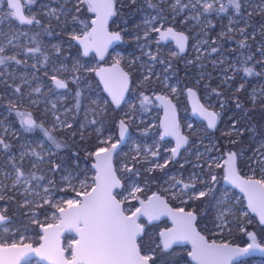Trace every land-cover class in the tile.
I'll list each match as a JSON object with an SVG mask.
<instances>
[{"label": "snow or ice", "instance_id": "snow-or-ice-1", "mask_svg": "<svg viewBox=\"0 0 264 264\" xmlns=\"http://www.w3.org/2000/svg\"><path fill=\"white\" fill-rule=\"evenodd\" d=\"M35 3V0H0V5H4V9H0V65L7 69L10 63L15 65H24L28 67L27 58H36L35 54L40 53L43 57V63H48L49 56L42 52L39 45L29 47L19 43L21 36H26L27 33L19 31L15 26L19 25H39L41 21L35 15L25 14L28 4ZM117 0H74L71 9L62 7L50 9L46 14L55 17L60 21L61 15H71L73 24L79 22L83 25L79 34L75 30L69 31L70 41H76L83 48V55L88 56L90 52L95 54L102 60L108 52L109 46L114 41L122 39L120 32L109 31V19L115 16ZM130 3H135V0H130ZM149 7L158 8L157 15L151 19H146L144 24L146 30L143 33L145 41L150 40V33L158 34V39L155 41L157 45L161 41L169 39L175 42L179 52L183 53L188 44L189 37L182 31H177L176 28L165 26L162 23L165 19V6L170 13L173 21H176L180 13L186 10L194 13L193 16H185L183 21L178 23L190 22L192 19H199L205 13L216 11L223 13L228 10L227 6L219 3V0H160V4L152 3L148 0ZM219 3V7L216 5ZM237 14L243 15L242 0H228ZM86 7V11L94 14L90 21L79 20L78 15L73 13H81V8ZM261 15H264V6L260 8ZM250 18L252 12H248ZM7 22L8 28L5 30L3 25ZM67 22V21H65ZM231 24V22H230ZM247 24V21H245ZM233 29L229 27L228 32ZM238 31L245 39L238 41L240 47L247 48V40L249 38L246 27L239 28ZM225 35V33H221ZM260 35L264 37V24L260 26ZM256 33L253 32L251 37L255 39ZM137 40L140 37H136ZM204 43H207L206 41ZM57 52L59 47L53 46ZM197 52L200 49L193 45ZM217 48L212 47L211 52H216ZM262 59L257 63L264 64V43L257 49ZM151 61H157L159 56L153 53L150 49L144 53ZM177 53L173 52L172 56ZM23 57V58H21ZM252 55H247L244 58L242 68L230 66L234 72L243 71L246 75H260L254 73L252 67L246 66L249 61H253ZM164 63V61H159ZM188 63H191L189 61ZM171 67V64H169ZM32 69H37V64L31 65ZM71 71L72 75H65ZM95 72L100 77V82L103 84V91L111 98V104L119 108L122 103H127L125 94L129 92V86L132 83L131 74L121 67V58L117 57L109 67H101L98 69L88 68L81 65L79 61L73 63L71 70L64 64L60 67H53L51 75L49 70H44V77L47 80L46 87L48 94H52L55 90L69 89V79L71 82L79 85L81 76L75 73ZM153 75L151 70L144 76V81L148 80ZM29 73H24L18 77L19 83H15L17 77L6 71H0V78H9L13 80L11 85L6 83L5 79H0V84L4 85V94L9 98L8 110L15 111L19 117V123L26 130L33 128H44L43 123H37L32 111L21 110V106L25 103L29 106L36 105L39 100L32 99L34 94H41V86H32V81L37 77L32 74L29 78ZM230 77H225L222 83H227ZM143 84V81H141ZM25 86L28 91H25ZM244 85L241 84L235 91L239 93ZM10 89V91H9ZM177 89L171 88V92L175 93ZM217 96L222 93L217 92ZM264 93V89H261ZM190 97H195L196 93L192 88L187 89ZM140 96V105L142 108L150 103V97L142 92ZM4 95H0L3 99ZM164 105L165 119L161 122L163 133L161 139L165 136L175 138V147L170 149V156L163 159V163L159 160L151 158L159 157L160 153L156 150L144 149L146 154L141 159V149L139 146L135 149L136 155L129 160L123 162L117 167L113 163L114 154L118 156L117 149L124 141L128 133L129 123L132 119L130 113H125L124 117L117 122L118 139L113 142L111 135L98 139V144L95 151L89 153L94 158L92 169L94 174L87 175L88 169L83 173L73 175L75 168L68 170L63 162L56 161V152L54 149L64 147L62 143L57 141L53 132L44 129L47 141L51 147H48L44 152V145H38L40 151L36 149H27L20 153L17 158L12 154L13 145L8 141L9 128H0V148L4 150L0 153L6 160V163L0 165V168H9L10 171L3 173V180H0V201L5 203L0 206V264H29L27 257L30 253H35L43 260H47L50 264H156L157 257L154 255L157 249L167 251L174 244L190 243L191 251L188 256L191 257L195 264H232V261L237 256L249 252L250 249L264 248L257 243V237L252 232H247V236L252 243L247 247H233L227 240L217 242L215 239H210L203 235L197 229L198 215L201 211V206L207 204L215 210L214 219L211 221L212 227L221 232L228 231L231 234V226L235 223L241 232L245 228L239 223L241 215L248 216L249 211L255 213L259 217L260 224L264 225V144H261L253 151V155L246 159H241L244 153L233 150L238 143V140L231 139L233 135H240L243 129L237 127V121H233V128L229 132L223 133L222 137H228L223 148L220 145L214 144L206 152L216 151L220 153L219 157L205 156L197 153V159L200 163L194 165L198 168V172L191 173L186 179L172 176L169 178L168 187L164 188V195L153 192L147 199H141L144 189L140 186L142 180L147 186L149 179L144 177V174H151L159 169L164 171L170 162H175V158L180 154V149L189 143V137L183 135L180 131V125L176 119L175 105L167 96H156ZM72 108L64 107V119H61L56 113L59 111L57 104L52 103L50 111L52 112V129L57 125L62 128L71 129L72 124L67 117L78 114L82 108V93L77 87L73 92ZM253 104L259 102L264 106V95H261L257 101L255 90L250 97ZM107 99L100 101L89 100V107L85 108V119L88 120L89 110L93 115L97 114V110L101 105H108ZM236 108L243 109V104L239 100L236 103ZM223 108V104H221ZM135 106H133L134 110ZM193 112L198 113L207 121L208 129H216L220 114L216 111H210L203 104L195 103ZM47 115V112L45 113ZM90 124H96L95 119L88 120ZM85 127V125H81ZM189 128L192 125L188 126ZM100 133V129H97ZM27 158V159H26ZM34 158V159H32ZM222 161V163H221ZM46 165V171L40 169V165ZM144 164H148L147 168H143ZM139 166V167H138ZM78 167V164L75 166ZM183 167V166H181ZM243 167H247L246 174L241 175ZM143 168V172L141 171ZM217 169L223 170L222 179L229 185L233 186L243 194V199L246 200L247 210L241 213L243 203L239 206L232 203L236 199L235 195H229V190L226 188L221 192L217 187L219 180L216 173ZM43 172L37 175L36 171ZM57 172H65L61 176L60 186L55 179L50 178L49 174ZM120 173L128 174L122 177ZM81 174L84 178L81 179ZM137 178H140L138 180ZM5 181H7L5 183ZM35 181V183H33ZM40 181H45L41 184ZM76 181V182H74ZM122 189V191H117ZM12 193V195H8ZM126 193V194H125ZM138 201L139 207H126L129 201ZM179 201L182 206L171 207L169 201ZM15 203L19 209H27V212H21V215L26 216L28 224H23L22 221L15 220V213L9 214L12 210L10 205ZM183 205H188L186 208ZM44 216V220L39 217ZM161 216H167L171 219L172 226L165 228L159 232L157 240L154 241L148 234L145 223H142V218H145L147 224L152 221L159 220ZM29 225L35 226L39 230V247L34 248L31 243H26V237L21 234V228L25 232L29 230ZM211 232L212 229H207ZM65 232L75 233L72 239L66 246L62 245L61 237ZM147 237V239H144ZM155 243V248L152 244Z\"/></svg>", "mask_w": 264, "mask_h": 264}, {"label": "flooded vegetation", "instance_id": "flooded-vegetation-1", "mask_svg": "<svg viewBox=\"0 0 264 264\" xmlns=\"http://www.w3.org/2000/svg\"><path fill=\"white\" fill-rule=\"evenodd\" d=\"M119 1L120 0H117L116 5L117 14L113 16L112 21L109 24V30L112 32H120L122 39L108 50L102 60L98 58L95 53H89L88 56H84L81 52V49L77 45L75 47L77 49L73 52V46L69 44V35L63 32V28L57 29L55 27L57 23V20L55 19L47 18L41 13H32V15H35L36 18L41 21L39 25H19L18 22L16 23L15 26L19 31L27 33L26 36L20 37L19 43L27 45L29 47H35L39 45L42 52L47 53L49 56V61L46 64L43 63V57L40 55L36 58H27L28 67H25L24 65H15L14 62L10 63L9 65V67H13L15 70L13 73L17 77L15 83H19L18 77L24 73H29V78H31L32 74L37 77V79L33 80L32 82H34L35 84L40 83V86L42 87V93L38 94V97L41 98L40 103L42 104L38 102L34 106H29L27 104L26 98L25 103L21 106V110L26 109L32 111L35 118L37 119V123L39 124L42 122L44 128L42 129L37 127L33 128L32 130H26L20 125L19 117H17L15 111L8 110V96L4 94L3 84H0V95H4V98L0 99V128H7L8 119L15 124L14 131L16 134V138L13 139L10 137L8 142L13 145L12 153L15 152L17 154V157H19L21 152L27 149H36L37 151H40V148L37 147L38 145H44L45 148L42 154L46 153L48 147H51V145L50 142L47 141L44 129L52 131L53 135L57 137L55 129H52V112L50 111V99H54L56 93L61 92L64 94L63 105L68 108H72L74 103L73 92L77 88L75 87V84L71 82V79H69L68 90L60 89L55 90V92H53L52 94H48V88L46 87L47 80L44 77V70L48 69L49 75H51V69L54 66L56 67V49L53 46H55L56 43L59 42L58 46L60 49V53L58 60L62 61L69 70H71L72 67V58H77L81 62V65H85L88 68L98 69L101 67H109L114 62V59L119 57L121 58V67H123L125 71H129L131 74L132 83L129 86V92L125 94V100L127 101V103H122L119 108H115L111 104L108 96H106V94L104 93L103 87L99 79L97 78L96 73L81 71L80 73L75 75L81 76L78 87L82 93V108L78 114H74L75 119H72L73 114H69L68 119L73 124L70 130H72L74 125H76L81 120V113L83 109L89 107V100L100 101L102 99H107L109 101V104L101 105L100 107L101 109H103L102 111L98 109L96 115H93L91 111L88 113L89 120L95 119L97 123L90 124V126L88 125L85 129V133H87V135L98 144V139L102 138V134L98 137L94 134L92 128L96 125L102 126V130L103 127H107L106 131L107 133L112 132L114 142L116 139H118V128L116 126V131L113 132V129L108 120V115L113 113V115L118 114L124 117L125 113H130L132 119L129 123L126 140L118 150V156L114 154V165H116L117 167L119 166V161L121 160L119 153H121L130 143L134 145L135 142H137L136 145L139 146L142 152H144V149L152 150L154 148L160 153V156L151 159H158L160 163H163V159L170 156V149L174 147V142L170 139H161L160 118L164 111V105L160 100L156 99V96H167L175 105L176 115L179 119L180 131L183 135L189 137V143L180 151V154L176 157L175 162H170V164L164 171L157 169L159 172H162V178L159 180V182H157L156 180L151 181L148 176L149 174L145 177L146 179H149V183L147 186H145L143 182H140V186L144 189L143 192H157L161 195H164L165 193L163 190L164 188L168 187L170 177L176 176L177 178H183V176H187L190 171L191 173L195 172V170L197 172L199 171L198 168L194 167V165L200 163V161L197 159V153H201L203 155L205 154L202 150L205 142L202 140L200 128H203L208 134L212 135L216 144L220 145L221 148L223 147L222 144H220V140L214 133V131L218 127L221 128V123L219 125V122L221 120L220 116L217 122V128L213 131H210L204 122L193 118L187 100V89L192 88L196 93L198 99L203 103L205 107L209 108L210 111L219 112V107H210L204 99L200 90L201 84L203 83L200 82L199 75L200 62L203 63V60H201L200 57L201 49L202 47L203 49L205 48L204 50L207 52L208 56H211V54H213V52H211V48L216 46L214 39L217 36L218 31H221L217 26V20L223 18L217 19L214 17V13L211 12L203 14L204 16H200L198 20L192 19L190 22L178 23L179 21H183L186 15L188 16L189 11L186 10L184 13H180L177 16L176 21H173L170 13L166 10L165 7V19L162 23H164L165 26L176 28L177 31L184 32L185 35L189 37V41L186 45L185 51L182 54H179L172 42L165 44L160 42V44L157 45L155 41L158 39V34L156 33H150V40L145 41L144 39L143 33L146 30L144 21L146 20V18H144V16L142 15L148 13L149 10L158 11V8H152L149 6L147 7L145 5L146 0H135L134 4L130 3L129 0L127 3L124 2L125 0H121L123 1L122 3L126 5V7H120ZM152 3L158 4L156 1H152ZM4 8V5H0V9ZM249 12H252V16L250 18L247 16V14H245V12H243V15H239L245 18V20H247L248 17L249 23H251L250 21L253 20V11L251 9V5ZM25 14L28 15L29 11L26 10ZM193 15L194 13L191 12V16ZM114 22L116 24H114ZM259 24H262V15L260 11L257 15V25L259 26ZM3 27L5 28V30H7V22H5ZM251 30H253L251 26L249 29H246L248 33H250ZM57 33L58 39H56ZM62 34H64V37ZM135 36H139L140 39H135ZM59 37L61 39H59ZM259 37L261 38V36ZM229 39L230 37H227L225 39L227 43L229 42ZM205 41L207 43H204ZM193 45H196L200 49V51L197 52ZM151 48H155L154 53H157L159 56V59L157 61H151L148 56L142 54ZM173 52H176L177 55L172 56ZM167 53H170V55ZM137 54L139 55L138 59H136ZM159 61H164V63H160ZM189 61H191V63H188ZM257 61L258 60H256V63L254 64L256 67H259V63H257ZM32 64H37V69H32ZM169 64H171V67H169ZM166 67L170 74L169 77H165ZM175 67L177 68L176 70ZM150 69L153 75H151L148 80L144 81V76L148 74V70ZM0 71H4L3 65H0ZM65 75L69 76L70 78L72 73L71 71H69L65 73ZM0 79H5L6 83L9 85L13 83V80L9 78ZM141 81H143V84H141ZM208 84L209 82L207 83V85ZM172 87H175L177 89L175 93L171 92ZM28 90V87L25 86V91ZM141 92L144 95L149 96L151 101L144 108H142L140 105L139 94ZM35 98L36 96L32 97V99ZM133 106H135L134 110ZM46 112L47 115H45ZM114 125H117L116 122H114ZM189 125H192V127L189 128ZM70 130L61 131L59 133L60 135H69L71 133ZM221 141H225V137H223ZM53 151L56 152L54 148ZM3 152L4 150L0 148V153ZM218 154V152L214 151V153H209V156L216 155V157H219ZM134 155L136 154H132V156ZM205 158L207 157L205 156ZM141 159H143L142 156ZM5 162L6 160L4 159V157L0 156V165L5 164ZM143 166L144 168H147L149 165L144 164ZM245 169H247V167H243L241 175H244ZM216 173L219 180L217 187L221 190V192H223V190L226 188L229 190V192H239L231 188L222 179V169H217ZM154 184L157 185L159 191H155V189L153 188ZM225 185L227 187H225ZM152 193L148 196H151ZM240 195L242 194L240 193ZM169 203L171 207L182 206L179 201L170 200ZM183 206L186 207V205Z\"/></svg>", "mask_w": 264, "mask_h": 264}, {"label": "rangeland", "instance_id": "rangeland-1", "mask_svg": "<svg viewBox=\"0 0 264 264\" xmlns=\"http://www.w3.org/2000/svg\"><path fill=\"white\" fill-rule=\"evenodd\" d=\"M152 1H156L158 4H160V0H152ZM35 2H36V3H34L35 5L34 4H28L27 5L26 10L29 11V13H31V14L32 13H41L44 16H46L47 18L55 19V17L49 16L46 13L50 9H57L59 11L62 7H66L68 9H71V4L74 3V0H35ZM119 2H120V4H119L120 7H126V5L122 3L123 1L120 0ZM129 2H130V0H129ZM183 2H187V0H183ZM145 3H146L145 5L148 7L149 6L148 0H146ZM219 3L225 4L230 11H226L223 13H217L216 11L212 12V13H214L215 18H217V19L223 18V19L217 20V22H218L217 26L219 27V29L221 31H218L217 36L214 39V42L216 45L215 48H217L216 52H213V54H211V56H208L207 52L204 50L205 48L203 49V47H202V49H201L200 57H201V60H203V63L200 62L199 80L201 83H203V84H201V88H202L201 93H202L204 99L206 100L207 104L210 107L215 106V108H218V107L222 108L221 104H223V109L229 110L228 111L229 113L226 115V117L228 119H230V121L229 122L224 121L220 125L221 126V134H223V133H226V132H229L230 130H232L233 121L240 120V118L234 119L233 114L236 112V106H235L236 104L234 105V107H228L230 100L231 101L233 100L236 102L239 100L240 102H242L243 105L248 104L249 107L260 106L263 109L262 112H264V106H261V104L259 102H257L256 104H253L250 101V97L252 96L254 90H255V95H256L257 101H259L261 95H264V93L261 92V89H264V69H263L264 65L259 63V69H258L254 64V63H256L255 62L256 60L260 61L262 59L259 52L257 51V49L259 47H261V45H262L261 43L257 44L258 46L255 47V49L252 53L249 50V46L247 48H243V50H244L243 51L244 52L243 58H242L241 54H240L241 56L239 57V54L232 53L231 51H229V52L226 51V48L230 49L232 47V43L230 41L227 43V41L225 39L227 37H229L230 33H233L235 31L237 32L238 36L240 35L239 36L240 40L245 39V37L243 35H241V33L238 31V29L247 27L248 22H247V24H245V21H247V20H245V18H243L241 15H239L235 12V9L231 5L228 4V0H219ZM219 3H217V5H216L217 8L219 7ZM247 3H249V5H251L252 11H254L256 9H258L260 11V8L262 6H264V0H247ZM141 7H142V5H141ZM82 8H84V7H82ZM166 10H167V7H166ZM243 10H245L244 7H243ZM156 15H157V11L149 10L148 13H145L142 16H144V18H146V19H151L152 17H154ZM188 16L191 17L190 11H189ZM203 16L204 15H202L201 17H203ZM79 20L86 21V19L85 20L79 19ZM65 21H67V22H65ZM88 21H90V19ZM58 22H60L61 24ZM219 22H221V23H219ZM230 22H231V24H230ZM57 23L59 24L58 28H63V32H65V34H68L69 31H73V30H75L77 32V34H79L80 30L83 28V25L79 24V22L73 24L72 19H71V15H68V16L61 15L60 21H57ZM114 24H116V23L114 22ZM260 26H261V24H259V28H257L256 30H251L250 33H248L249 38H252L251 34L253 32H255V33L260 32ZM229 27H231L233 29V31L230 33L228 32ZM221 33H225V35H221ZM134 38L136 39V36ZM59 39H61V38L59 37ZM73 43H74L73 41H70L69 44L72 45ZM58 45H59V42H57L55 46L59 47ZM150 50L154 53L155 48H151ZM59 53H60V51L59 52L55 51V55H56V59H57V64H56L57 68L60 67L61 64H63L62 61L58 60ZM247 55H252L254 57V59H253V61H249L246 66L252 67L254 69V73H260V75L254 74V75L248 76L243 71L234 72L231 70L230 66H235L236 68H242L243 66H245L243 64V61ZM257 55H258V58H257ZM37 56H40V53H37L36 57ZM138 58H139V55L137 54L136 59H138ZM76 61H79V60L77 58H72V60H71L72 65ZM79 63L81 64L80 61H79ZM4 71L14 73L15 70L13 67L12 68L9 67L7 69L4 68ZM75 74H78V73H75ZM166 76L167 77L170 76V74L167 70V67H166L165 77ZM225 77H230L231 79H228L227 83H222V81L225 80ZM208 82L209 83L211 82L210 87H208V85H207ZM241 84L244 85V88L241 89V91L239 93H237L235 90L237 88H239ZM32 86L33 87L40 86V83L35 84L34 82H32ZM213 89H216L217 92L222 93V95L217 96L216 92L212 91ZM9 91H10V89H9ZM35 96H36L35 99L38 98L39 103H40L41 98L38 97V94L33 95V97H35ZM63 100H64V94L61 92L56 93L54 99H50V106L52 103L57 104L59 111L56 113V115H59L61 117V119L65 118L64 107H66V106L63 105V103H64ZM40 104H42V103H40ZM247 110H248V108L247 109L245 108L244 113L247 112ZM89 112H90V110H89ZM88 117H89V115H88ZM92 118H93V116H92ZM67 119H68V117H67ZM88 120H89V118H88ZM88 120L85 119V111L83 109V111L81 113V120L76 125H74L72 130L67 129V128H62L59 125H57V127L55 128V131H56V133H59L61 131H69L70 130L74 134H76V140L77 141H84L86 138L89 137L87 135V133H85L86 127L88 125L90 126V123H88ZM118 121H119V119L115 120L116 124ZM69 122H70V120H69ZM240 122H242V121L240 120ZM82 124L85 125V127L82 128L81 127ZM14 125L15 124L11 120L8 119L7 128L10 129L9 137H11L13 139L16 138V134L14 131ZM261 126L264 129V119L261 123ZM237 127L243 129V131H250L253 129V127L251 125L244 126V125H241L238 123H237ZM106 128L103 127V130H102V126L96 125L95 127L92 128V130H93L94 134L97 135L98 137L102 134L101 139H103L104 137H107L109 135H111L113 137L112 132L107 133ZM97 129H100V133L97 132ZM261 135L262 134L259 135L258 131H255V130L252 131L251 136L255 138V146H254L253 151L256 148H258L261 144H264V136L261 137ZM234 136L235 137H230V138L235 139V138H238L239 135H234ZM56 139H57V137H56ZM227 139H228V137H225V141H227ZM136 143L137 142H135L134 145L130 143L121 153H119V156L121 158V160L119 161V165L122 164L123 162L129 160L132 157V154H136V151H135V149L137 148ZM80 146H81V150L83 152L82 156H80V158L77 157L74 160L73 167L72 166H66V165H64V166L68 170L75 168L73 175H75L76 173H83V171L85 169H88L89 171L87 172V175L91 176L94 174V170L92 169V164L94 163V159H93V157H91L89 155V153L92 151H95V150L87 149L84 144H80ZM55 150L57 152V149H55ZM152 150H155V149L153 148ZM253 151L251 153H249L248 157L253 155ZM12 154L17 157V154L15 152H13ZM145 155L146 154L141 151L142 158H144ZM218 155H220V153ZM184 161H186V160H184ZM77 164H78V167H75ZM40 169H43L44 171H46V165L41 164ZM5 171H10V169L9 168H1L0 169V180H3V173ZM34 171H36L37 175L43 174V172L40 170H34ZM247 171H248V169H245L244 174H246ZM195 172H197V171L195 170ZM65 174H66L65 172H57L55 174L50 173L49 176H50V178L55 179L58 183H60V186L63 187L64 185H63V183H61V176L65 175ZM123 174L124 173H120L121 176H123ZM190 174H191V171L187 176L184 175L183 178L186 179ZM83 178H84V176H83V174H81V179H83ZM6 182L7 181H5V183ZM74 182H76V181H74ZM33 183H35V181H33ZM40 183L44 184L45 181H40ZM225 187H227V186L225 185ZM117 191H122V189H118ZM233 194L235 195L236 199L233 200L232 203H234L238 206L241 203H243V205H244V199H243L242 195H240L239 192H229V195H233ZM8 195H12V193H8ZM141 199H143L142 196H141ZM3 204L4 203L0 204V206H2ZM125 206L134 209V207H139V203H138V201L132 200V201H129ZM244 211H246L245 208L244 207L241 208V213H243ZM25 212H27V209H25ZM212 213L213 214L210 218H207L204 221L201 220L200 222H197V229L199 231H201V233L203 235L208 236L210 239H215V240H217V242L227 240L232 245H235V244H233V240H234V236L237 233V231L241 232L239 230V227H237V225L234 223L231 226V234L230 235H229L228 231L221 232L218 229L213 228L212 223H211V221L214 219V216H215V210L213 208H212ZM252 216H254V215H252L250 212L248 213L247 217H244L243 215H241L239 223L245 228L244 232L247 231L246 226L252 221ZM39 219L44 220V216H40ZM22 220H28V219L26 216H24V217H22ZM141 222L145 223L146 227H147V225H149V224H147V221L144 218H142ZM168 223H169V221H168ZM169 225H170V223H169ZM33 228H34V230H37L39 232L38 229H35V227L29 225V230L27 232H25L23 230V228H21V234L26 236V237H30V239H27L25 242L31 243L33 245V247L36 248L39 244L37 246H35L33 244V241L35 238L39 239V235L34 234ZM210 228L212 229V231L211 232L207 231V229H210ZM162 230L163 229H161L157 232L148 231V234L152 237V239L154 241L158 242L157 237H158L159 232ZM249 232L254 233L253 231H249ZM74 238H76L74 235L64 233V235L61 237V243H62V245L66 246ZM144 239H147V237H144ZM250 243H252V241L246 235V245H248ZM257 243L260 245H263L262 241H260V239L258 237H257ZM152 247L155 248V243L152 244ZM184 248L186 249V251L188 253L191 251V247H189L187 245ZM158 251H162V250L157 249L156 252H158ZM27 260H28L29 264H41L38 262V260L36 258H29ZM245 260L236 262L234 264H247L245 262ZM262 262H264V260H262V261L261 260H254V262L252 264H261ZM189 264H191V263H189Z\"/></svg>", "mask_w": 264, "mask_h": 264}, {"label": "trees", "instance_id": "trees-1", "mask_svg": "<svg viewBox=\"0 0 264 264\" xmlns=\"http://www.w3.org/2000/svg\"><path fill=\"white\" fill-rule=\"evenodd\" d=\"M124 2L127 3L128 0H125ZM242 4H243V7L245 8V10L243 12H245V14H247V12L250 11V5H249V3H247V0H242ZM116 5H117V3H116ZM72 6H73V4H71V8H72ZM228 11H230V10L228 9ZM73 14L78 15L79 19H84V20L86 19V21H88L89 19L92 18V13L87 12L85 7L81 8V13H73ZM258 14H259L258 9L253 11V20L250 21L251 23H249V19L247 17V22L249 23V25L251 26V28L253 30H256L257 28H259V26L257 25V15ZM262 24H264V15H262ZM249 25L246 27V29L250 28ZM55 27L58 29L59 24L56 23ZM62 35L64 37V34H62ZM239 36H238L236 31L229 34V37H230L229 41L232 43V47L230 49L226 48V51L227 52L231 51L232 53L239 54V57L241 55L243 57L244 56V52H243L244 50L240 47V45L238 43V41H240ZM259 36H261L260 32H256L255 39L248 38V40H247V45L249 46V50L251 53L254 51L257 44L264 43V37L261 36V38H260ZM56 39H58V33H57ZM72 46H73L72 51L74 52V50L77 49V48H75L76 44L73 43ZM167 54L170 55V53H167ZM166 59H168V58H166ZM257 68L259 69V67H257ZM176 69L177 68L175 67V70ZM210 84L211 83L208 84V87H210ZM78 86L79 85L75 84V87H78ZM201 89L202 88H200V90ZM9 98L10 97H8V100H9ZM236 103H237L236 101L230 100L229 101V107H234V105ZM7 105H8V102H7ZM245 108L246 109L248 108V110H247V112L244 113ZM262 110L263 109L260 106L249 107L248 104H246V105H243V109L236 108V112L233 114L234 119L240 118V120L242 121V122H240V120H238L237 121L238 124H241L244 126L251 125L253 127L252 130L243 131L242 134H240L238 136V138H235L236 140H238V143L233 150L241 151L244 153V156L241 158L242 160L246 159L248 157L249 153H251L254 149L255 138L251 136L252 131L253 130L258 131L259 135L262 134L261 137L264 136V129L261 126V123L264 119V112H262ZM228 111L229 110L219 108L218 113L220 114V118H221L219 125L224 120L227 122L230 121V119H228L226 117V115L229 113ZM112 115H113V113L108 115V120H109L110 125L113 129V132H115L116 131V125H114L115 120L121 119L123 117L118 115V114H115L113 116ZM214 133L217 136V138L220 140V144H222V146H224L225 141H221V139L223 138L222 134H221V128L218 127L214 131ZM231 137H235V136L233 135ZM57 140L60 143H62L64 145V147L57 150L56 161L57 162H63L64 165L72 166V167L74 165V160L77 157L80 158V156H82V154H83L80 144H84L87 149H92V150H95V148L97 146V142L93 141L91 139V137L86 138L84 141H77L76 140V134H74L72 131L69 135H60V133H57ZM223 149L225 151L227 150L226 148H223ZM143 168H144V166H143ZM143 168H141L142 172H143ZM127 175L128 174L124 173L122 177H126ZM146 175H148V174L145 173L144 177H146ZM148 176H150L151 181L156 180L157 182H159V180L162 178V172H159L158 170H156L152 174H149ZM137 179L140 180V178H137ZM140 182L142 183L143 181L141 180ZM153 188L155 189V191H159L156 184L153 185ZM151 193L152 192H143L140 195L142 196L143 199H147L148 195ZM2 203H5V201H0V204H2ZM10 208L12 211L9 214L15 213V220L16 221H22L23 224H28V220H22V217H24V216L21 215V212H25V209L17 208L15 203L11 204ZM185 208L187 210L188 205H186ZM212 214H213L212 208H210L207 204L202 205L200 214L198 215V222H200L201 220L204 221L205 219L210 218L212 216ZM33 227H35V226H33ZM168 227H169L168 220L166 218H161V219L154 221L151 224L147 225V230L151 231V232H157L161 229L168 228ZM246 227H247L246 232L237 231V233L234 236L233 244L239 245V246H246V235H247L246 233L249 231H253L254 234L256 235V237H258L260 239V241H262V244L264 245V225L260 224L258 221H256L254 216H252V221ZM33 231H34L35 235H39V232L37 230H34V228H33ZM33 244L35 246H37L39 244V239L35 238L33 241ZM185 246L186 245L174 246L171 249H168L166 252L165 251L156 252L154 254L157 257L156 264H189L190 262L188 260V252L184 248ZM254 260H261L262 261L264 259L248 258L245 260V262L247 264H252L254 262ZM261 264H264V262H262Z\"/></svg>", "mask_w": 264, "mask_h": 264}, {"label": "water", "instance_id": "water-1", "mask_svg": "<svg viewBox=\"0 0 264 264\" xmlns=\"http://www.w3.org/2000/svg\"><path fill=\"white\" fill-rule=\"evenodd\" d=\"M94 16V14H92V17ZM112 18L113 17H111L110 19H109V24H110V22L112 21ZM110 31V30H109ZM110 32H112V31H110ZM118 41H114L110 46H109V49L111 48V47H113L116 43H117ZM170 42H172L173 43V45H174V47H175V49H177V51L179 52V50H178V48L176 47V45H175V42L173 41V40H171V39H169V40H167V41H161V43H170ZM74 43L77 45V46H79V48L81 49V52L83 53V48H82V46L81 45H79L78 44V42H76V41H74ZM108 49V50H109ZM90 53H95V52H90ZM179 54H182L181 52H179ZM97 56V55H96ZM98 57V56H97ZM99 58V57H98ZM97 76V75H96ZM97 78L99 79V81H100V77L99 76H97ZM101 83V82H100ZM101 85H102V87H103V84L101 83ZM105 94H106V96H108V94L106 93V92H104ZM187 100H188V103H189V106H190V110H191V114H192V116H193V118H195V119H197V120H200V121H202V122H204L205 123V125L207 126V121L203 118V117H201V116H199V114L198 113H194L193 112V105L195 104V103H199V104H203L199 99H198V97L197 96H195V97H190L189 96V94L187 93ZM108 98H109V100H110V102H111V98L108 96ZM113 105V104H112ZM115 108H117L115 105H113ZM165 119V109H164V111H163V113H162V115H161V118H160V129H161V135H162V133H163V127L161 126V122L163 121ZM176 119H177V121H178V123H179V119H178V116L176 115ZM210 131H213L214 129H209ZM126 136H127V134H126ZM126 136H125V139H124V141H122V143L120 144V146L118 147V149H117V152H118V150L120 149V147L122 146V144L125 142V140H126ZM163 139H170V140H172L173 142H174V147H175V138L174 137H171V136H165V137H163ZM186 146V145H185ZM185 146L183 147V148H185ZM183 148H181L180 149V151L183 149ZM178 156V155H177ZM176 156V157H177ZM94 159V158H93ZM176 159V158H175ZM229 185V184H228ZM231 188H233V189H235V190H237V191H239V189H236V188H234L233 186H231V185H229ZM239 193H241L240 191H239ZM242 194V193H241ZM242 196H243V194H242ZM245 201V204H247V202H246V200H244ZM250 212V211H249ZM251 213V212H250ZM252 215H254V217L256 218V220L259 222V217L255 214V213H251ZM161 218H166L168 221H169V223H170V225H169V227L168 228H170L171 226H172V222H171V219L169 218V217H167V216H161L160 217V219ZM145 219V218H144ZM155 221H157V220H155ZM152 222H154V221H152ZM260 223V222H259ZM66 234H72V235H74L75 236V233H70V232H65ZM251 244V243H250ZM184 245H187V246H189V247H191V244L190 243H181V244H174L172 247H174V246H184ZM249 245V244H248ZM248 245H246V246H239V245H232L233 247H241V248H244V247H247ZM37 247H39V246H37ZM36 247V248H37ZM261 247L262 248H264V245H261ZM29 258H36L37 260H38V262L39 263H41V264H50V262L49 261H47V260H43V259H41V257L40 256H38L37 254H35V253H30L29 254V256L27 257V259H29ZM248 258H258V259H264V251H261L260 249H250L249 250V252H247V253H243V254H241V255H239V256H237L236 258H234V260L232 261V264H234V263H236V262H239V261H242V260H245V259H248ZM188 260H189V262L191 263V264H195V261H193L192 259H191V257L190 256H188ZM23 263V262H22Z\"/></svg>", "mask_w": 264, "mask_h": 264}, {"label": "built area", "instance_id": "built-area-1", "mask_svg": "<svg viewBox=\"0 0 264 264\" xmlns=\"http://www.w3.org/2000/svg\"><path fill=\"white\" fill-rule=\"evenodd\" d=\"M200 134H201L202 140L205 142L202 150L205 153L204 156L207 157L209 156V153H214V151L206 152V149H210L212 145L216 144V142L214 141L213 136L208 134L203 128H200ZM244 208L245 210H247L245 203H244Z\"/></svg>", "mask_w": 264, "mask_h": 264}]
</instances>
